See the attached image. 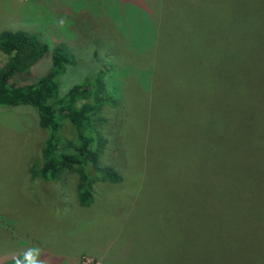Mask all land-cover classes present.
<instances>
[{"label": "rangeland", "instance_id": "rangeland-1", "mask_svg": "<svg viewBox=\"0 0 264 264\" xmlns=\"http://www.w3.org/2000/svg\"><path fill=\"white\" fill-rule=\"evenodd\" d=\"M240 29L259 38L251 47L252 68L239 76L248 80L241 93L235 84L226 94L211 95L210 104L216 116L219 105L236 110L240 129L249 131L254 115L261 111L264 120V0H0V31H24L47 48L16 83L43 76L51 51L59 48L71 61L58 78L59 95L96 78L114 102L98 114V163L119 178L95 182L91 204L79 207L75 174L63 173L54 182L31 176L41 166L45 138L35 113L28 106L0 107V264L17 256L28 264H150L147 248L155 255L151 264H246L241 258L247 248L237 241L241 234L235 229L224 235L212 225L220 213L225 217L221 187L212 196L200 183L199 167L186 174V160L200 161L203 146L199 141L186 150V113L198 98L199 83L181 72L192 35L200 33L204 41ZM229 58L221 63L231 68ZM6 60L0 53V67ZM229 68L231 80L237 76ZM224 82L214 81L215 89H227ZM223 125L229 122L212 127L210 148L224 135ZM187 178L196 183L191 193L182 190ZM262 187L260 181L254 189L264 194ZM228 196L227 210H235L240 196L234 189ZM245 197L252 202L256 196ZM250 210L243 219L229 213V223L247 227Z\"/></svg>", "mask_w": 264, "mask_h": 264}, {"label": "trees", "instance_id": "trees-1", "mask_svg": "<svg viewBox=\"0 0 264 264\" xmlns=\"http://www.w3.org/2000/svg\"><path fill=\"white\" fill-rule=\"evenodd\" d=\"M243 32L244 30L240 29L236 34L221 35L220 31L215 39L204 41L199 39L200 33H197L192 35L195 41L191 43L189 39L187 49H184L187 66L183 67L180 62V67L184 68L181 70L182 75L190 82L199 83L198 86L193 84L198 92V98L192 109L186 113L188 124L186 150L193 149V144L199 141L203 146L200 161L192 162L191 158L186 160V174L199 167L202 172L200 183L205 193L209 192L212 196L215 188L221 187L225 195L224 199L227 198L222 205V208L226 209L225 217L220 213L219 217L213 220L212 225L217 224L218 230L224 235L236 229L234 233L241 234V237H237V241L248 251L241 260L246 264H264V194L254 189L256 184L260 187V181L262 185L264 184V120L260 117L261 111L254 115L256 119L247 121L249 131H243L239 125L240 118L235 117L238 114L236 110L228 109L226 106L228 109L226 111L219 105L218 110L215 109L216 116L210 104L211 95L224 91L226 94L235 84L238 86L237 92L241 93L242 85L248 80V77L239 76L252 68L253 65H249L251 47L257 45L259 38L257 35L251 36L250 29H247V34H242ZM207 42L210 45L206 44ZM46 51L44 44L24 31H0V53L7 57L6 62L0 67V107L31 108L36 115L37 126L45 133L40 150L41 166L37 170H32L31 176H36L43 182H54L63 173L75 174V200L79 207L86 208L92 202L91 188L95 182L116 183L119 180L115 171L98 163L99 144H101L98 131L102 123L98 114L103 105L113 106L114 102L102 90L96 78L84 79L82 83L71 86L63 95H59L58 78L71 64L59 48L51 51L50 67L43 76L32 83H16L14 79L28 76L30 68L45 55ZM174 53L180 51L176 50ZM228 54L234 60L231 68L221 63L223 59H227ZM228 68L229 73L237 77L229 80L226 77ZM261 75H264V69ZM260 80L261 78H257L253 83L259 84ZM214 81H225L227 89H215ZM249 99L250 94L247 100ZM227 121L229 125H223L224 135H217L218 145L210 148L208 144L212 138V127L218 122ZM64 130L71 131V134L62 135ZM250 142L251 147L248 145ZM243 147H246V152ZM195 184L190 185V180L187 178L186 181H182V190L191 193L195 189L193 188ZM262 188L264 191V187ZM232 189L236 196H240V203L236 205L235 210H227L226 205L229 202L227 194ZM246 193L249 196H256L252 202L245 197ZM191 205L193 210L196 209L195 203ZM202 206L204 211H207L208 206L205 203ZM249 208L251 216L246 217L247 227H244L241 221L229 223V213H237L242 218ZM248 229L250 234L247 233V237H243ZM153 252L150 248L145 252L148 254L150 264ZM3 264H28V262L24 257L17 256Z\"/></svg>", "mask_w": 264, "mask_h": 264}]
</instances>
